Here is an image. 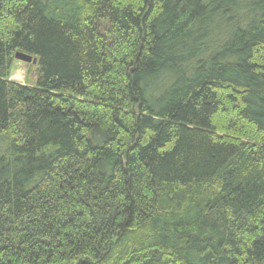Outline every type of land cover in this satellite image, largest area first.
<instances>
[{
	"label": "trees",
	"instance_id": "1",
	"mask_svg": "<svg viewBox=\"0 0 264 264\" xmlns=\"http://www.w3.org/2000/svg\"><path fill=\"white\" fill-rule=\"evenodd\" d=\"M0 264H264V0H0Z\"/></svg>",
	"mask_w": 264,
	"mask_h": 264
},
{
	"label": "rangeland",
	"instance_id": "2",
	"mask_svg": "<svg viewBox=\"0 0 264 264\" xmlns=\"http://www.w3.org/2000/svg\"><path fill=\"white\" fill-rule=\"evenodd\" d=\"M35 67L36 65L25 64L19 60L13 59L10 67L9 79L19 83L33 85L36 79Z\"/></svg>",
	"mask_w": 264,
	"mask_h": 264
},
{
	"label": "water",
	"instance_id": "3",
	"mask_svg": "<svg viewBox=\"0 0 264 264\" xmlns=\"http://www.w3.org/2000/svg\"><path fill=\"white\" fill-rule=\"evenodd\" d=\"M14 59L19 60L20 62H23L25 64L36 65L34 71L37 74L38 66H37V57L36 56H32V55L24 53L22 51H16L14 54Z\"/></svg>",
	"mask_w": 264,
	"mask_h": 264
}]
</instances>
